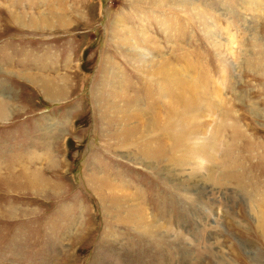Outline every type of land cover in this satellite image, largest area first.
Segmentation results:
<instances>
[{"label": "rangeland", "instance_id": "374dc122", "mask_svg": "<svg viewBox=\"0 0 264 264\" xmlns=\"http://www.w3.org/2000/svg\"><path fill=\"white\" fill-rule=\"evenodd\" d=\"M10 65L59 175L0 193V264H264V0H0V86Z\"/></svg>", "mask_w": 264, "mask_h": 264}, {"label": "crops", "instance_id": "0c3cea01", "mask_svg": "<svg viewBox=\"0 0 264 264\" xmlns=\"http://www.w3.org/2000/svg\"><path fill=\"white\" fill-rule=\"evenodd\" d=\"M37 37L38 36H34V38ZM28 40H30V35L22 34L17 38L13 37V39H10L9 41ZM13 48H20L22 54L28 55L27 45H13ZM22 57L23 58H21V61H26L24 71L30 72L32 70H35V68L33 67L30 68L29 60L26 58L27 56ZM10 67L13 66L10 65ZM60 67L61 66H59V68ZM10 70L11 72L5 71V84L4 86H0V94L2 92H5L6 94H3L5 96V99L7 100L9 98L12 104L11 111L9 113L0 115V161H2L3 158H8L9 161V163L7 162L6 164L0 163V193L4 195L22 196L28 194L27 191L29 190L27 189L31 190V187L28 186L26 181V179L30 177L29 171L34 169L37 171H41V173H43V175L45 176L54 178L55 174L57 176L59 175V168L55 171H52L51 169H47L45 167V164L41 165L42 162H47V158L45 157H41L40 159L35 157L29 159L27 158L28 151L40 146L37 142V140L42 136L40 132V124L44 123L45 119L47 118L45 116V113H43L41 110H37L36 113H34L33 109H31V111L27 110L26 112H24L26 110L25 106L27 105V102H29L27 93L31 88L37 95L42 96V90L33 81L20 76L22 74L19 75L14 73L13 71H16L14 67ZM36 70L37 72H39L38 69ZM14 113H16V116H11ZM48 119L54 121L56 120L54 118ZM51 145V153L53 155L58 152V149L52 144V142ZM25 158L26 161L24 160ZM10 181L12 182L10 183ZM12 183H14L13 187H10ZM21 183L24 184L22 185ZM63 186L64 184H62V187ZM66 194L67 192L63 191L61 193H57L55 197H68L66 196ZM37 197L46 196L37 194Z\"/></svg>", "mask_w": 264, "mask_h": 264}, {"label": "bare ground", "instance_id": "6f19581e", "mask_svg": "<svg viewBox=\"0 0 264 264\" xmlns=\"http://www.w3.org/2000/svg\"><path fill=\"white\" fill-rule=\"evenodd\" d=\"M153 73L156 74L157 77H162V78H164V80H166L167 88L165 90L170 91V98H171L172 101H175V100L177 102L179 101L184 106H186V103H189V102H186L183 99V93H186V90L189 89L188 81H187V85L183 81H179V82L176 83V78H181L182 79V77H184V79H185L186 76L183 73H176V72L174 74L171 73L170 74L171 77H170L168 72H167L166 66L164 64L162 65V67L160 68L159 71L153 70ZM175 74L177 75V77L175 76ZM173 85H177L178 89L175 90L173 88ZM169 86H170V88H169ZM190 106H191V104L188 106V108ZM138 113H139L140 116L138 115ZM138 113L136 114L135 119L137 118V120H141L142 121L140 126L143 125V124H146L147 123L146 119L143 120L144 111L142 109H138ZM146 115L148 116V113H146ZM136 127H138V126L136 125L134 129H136ZM161 127H162L161 133L163 134L162 135V139L164 140V144L169 147V145L172 142V136H171V132H170V125L167 124V125H163ZM151 137H152V132H151V130H149L147 132H143L142 134H139L138 137H137V140H135L137 144H142L143 145L144 148H142L141 151H144L145 153H148V154L150 153V151H149L150 146H153V144L155 145V143H156V142H153L154 139L151 138ZM159 141H161V140H159ZM137 144H133V145H137ZM168 151L169 150H167V152ZM156 154H158V153H156ZM163 155L164 154H162V153H161V155L159 154V158H160V156L163 157ZM156 157H158V156H156Z\"/></svg>", "mask_w": 264, "mask_h": 264}]
</instances>
